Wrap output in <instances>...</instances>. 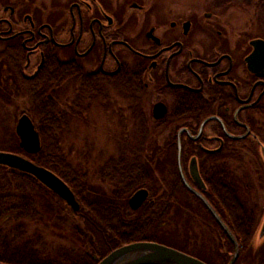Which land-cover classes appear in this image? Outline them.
I'll use <instances>...</instances> for the list:
<instances>
[{"label":"flooded vegetation","instance_id":"obj_1","mask_svg":"<svg viewBox=\"0 0 264 264\" xmlns=\"http://www.w3.org/2000/svg\"><path fill=\"white\" fill-rule=\"evenodd\" d=\"M117 6L68 0L52 20L36 0H0L6 78L39 82L61 129L72 121L91 126L87 115L96 113L117 131H107L116 152L96 180L105 189H89L104 202L88 203L91 217L102 209L106 236L127 242L116 248L155 242L228 264L234 244L220 221L237 245L234 264L264 262V54L256 59L253 44L264 36L222 26L215 9L161 11L147 0ZM66 86L73 90L65 103ZM237 145L260 167L245 179L229 168ZM139 191L140 201L133 199ZM71 192L78 207L69 210L78 213ZM105 256L92 258L97 264Z\"/></svg>","mask_w":264,"mask_h":264},{"label":"trees","instance_id":"obj_2","mask_svg":"<svg viewBox=\"0 0 264 264\" xmlns=\"http://www.w3.org/2000/svg\"><path fill=\"white\" fill-rule=\"evenodd\" d=\"M256 6L264 14V0H258ZM5 74L0 63V98L8 104L11 102L7 97L9 95L14 99L26 100L27 110L21 113L31 117L39 134L41 148L37 154L25 153L19 148L14 132L7 138V145L0 147V152L22 156L57 174L74 192L81 209L78 213H73L78 218L73 220L65 203L60 204L54 200L49 191L44 190L32 176L0 166V264H96L93 256L103 257L127 242L111 240L106 236L105 229L101 226V208L93 209L96 214L91 217L92 211L88 203H102L104 196L96 191L91 192V187L80 184L78 173L64 158L59 145V134L64 128H59L57 124L55 103L46 99L44 89L37 90L39 82L10 81ZM39 155H47V158H39ZM33 222L37 225L32 226ZM40 223L44 230L53 227L60 231L58 237H68L72 246H60L57 254H54L55 251L48 249L43 238ZM246 243L244 236H239V244L243 249ZM260 264H264L263 260Z\"/></svg>","mask_w":264,"mask_h":264},{"label":"rangeland","instance_id":"obj_3","mask_svg":"<svg viewBox=\"0 0 264 264\" xmlns=\"http://www.w3.org/2000/svg\"><path fill=\"white\" fill-rule=\"evenodd\" d=\"M101 1L104 3L106 2L108 5L111 4L112 8L116 5L114 9H118L117 3L123 4L128 0ZM147 1L156 4L157 8L161 11L173 9L186 12L189 8L215 9V12H217L216 19H218L222 26H229L232 30L243 35L249 33V35L251 34V36L255 38L264 36V14L261 13L256 6L258 0H228L229 2H224L225 0ZM67 2L68 0H36L37 4L44 6L47 14L50 15L52 20H55V16L59 14L60 6ZM167 3H169V8L165 7ZM159 14L165 16V12H160ZM72 90L73 87L71 86H66L64 88L62 91V101L66 103L70 98ZM7 97L9 98V101H11L9 104L4 99L0 98V147L7 145L5 142L8 137L14 134V128L18 118L27 110V103L24 98L14 99L11 95ZM87 119L92 124L91 126L86 127L83 124L72 121L69 124L68 129H63L59 134V145L62 148L64 158L68 161L71 168L74 169V167H76L74 170H76L79 175L78 179L80 178V184L88 187L96 186L104 191L103 189L105 188L96 182V180L98 178V171L103 166V160L107 158L108 154L116 152V146H113L112 142L107 139V131H112V133L115 134L117 131L114 129L108 130L105 125L104 117L101 114L97 115L96 113H89ZM150 131L152 132V130ZM149 134L147 135V138L150 137ZM255 159V156L251 155L248 149H245L242 145H237L236 155L233 160L229 162L231 165L229 168L232 170L233 175L245 179L247 174L252 175L254 171L260 169ZM157 162L159 163V161ZM158 176L160 178L161 173ZM242 181L246 182L244 180ZM67 211L73 220L78 219H76L73 213L70 214V210ZM42 221H44V219ZM36 225V222L32 223V226ZM40 226L39 229H42L44 232L43 238L48 245V249L54 250V254H57V248L60 246H72L71 240L68 241V237L65 239L58 237V233L61 234V232L57 231V229L49 227V230H44L42 223H40ZM31 229L32 227L30 226V230ZM256 262H258L257 256L254 257V264ZM240 264L246 263L240 262Z\"/></svg>","mask_w":264,"mask_h":264},{"label":"water","instance_id":"obj_4","mask_svg":"<svg viewBox=\"0 0 264 264\" xmlns=\"http://www.w3.org/2000/svg\"><path fill=\"white\" fill-rule=\"evenodd\" d=\"M256 59H261L264 54V41H253ZM18 138V146L27 154H37L40 150V139L33 123L27 115H21L14 128ZM262 158L264 159V147L260 146ZM179 153V147H178ZM0 166L14 169L32 176L42 186L54 195L58 196L69 208L78 207L76 200L68 186L52 172L33 164L26 158L7 152H0ZM193 178L199 182L197 172H193ZM200 183V182H199ZM145 191H139L133 199L142 200ZM219 222V226L234 244L233 254L228 264H234L237 255L236 242L226 226ZM260 235H264V222L260 229ZM97 264H205L204 262L188 256L182 252L169 248L155 242H133L112 250Z\"/></svg>","mask_w":264,"mask_h":264}]
</instances>
